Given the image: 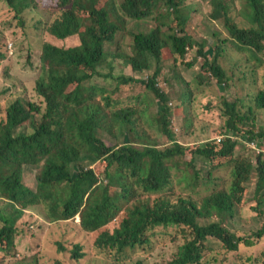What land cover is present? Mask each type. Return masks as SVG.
Wrapping results in <instances>:
<instances>
[{
	"label": "trees",
	"instance_id": "16d2710c",
	"mask_svg": "<svg viewBox=\"0 0 264 264\" xmlns=\"http://www.w3.org/2000/svg\"><path fill=\"white\" fill-rule=\"evenodd\" d=\"M209 1L210 19L223 21L229 34L219 40L213 58L206 54L207 42L197 41L186 28V0H56L57 15L48 32L58 40L76 37L78 45L66 48L46 42L35 87L41 103L15 92L7 98L9 103L0 116V199L11 208L0 213L5 222L0 228V252L17 256L18 221L27 210L37 207L54 224L79 217L77 227L94 235L93 246L118 261L127 257L128 250L149 246L152 232L159 227H173L175 242L183 241L173 264H217V254L204 261L213 250L210 240L218 241L228 253L239 252L242 245L253 248L264 240V221L260 229L244 236L225 224L228 216L232 220L238 209L250 203L264 217V127L258 124L264 111V90L246 101L227 95L223 139L187 145L173 129L177 112L170 106L172 96L159 86L165 55L184 61L190 50L198 48L197 58L204 59L198 83L216 79L229 89L231 76L221 63L227 53L225 46L237 44L239 50L256 58L264 51V0H246L249 28L235 21L232 0ZM4 2L21 20L26 11L38 6L34 0ZM130 19L154 20L159 25L134 35L133 54L121 62L130 67V76L121 77L115 89L91 88L96 76L106 81L111 78L112 74L100 70L107 59L105 48L127 30ZM6 46L10 53L5 45L0 46V62L11 54L13 43ZM197 61L185 65L191 68ZM153 71L150 78L143 79ZM181 94L186 109L191 104L188 92ZM156 131L171 145L161 148ZM102 132L118 141L126 133L128 141L110 146ZM242 138L251 142L249 146H259L256 164L248 157L235 158ZM200 159L208 162L211 170L234 163L231 188L194 196L216 185L212 177L200 182ZM85 161L92 165H83ZM27 167L41 170L35 188L25 181ZM178 173L183 176L174 181ZM254 178L251 191L249 184ZM178 182L186 185L185 192L161 194ZM214 217L220 220L211 221ZM58 245L61 254L71 251L75 261L85 257L80 243L72 249Z\"/></svg>",
	"mask_w": 264,
	"mask_h": 264
},
{
	"label": "rangeland",
	"instance_id": "374dc122",
	"mask_svg": "<svg viewBox=\"0 0 264 264\" xmlns=\"http://www.w3.org/2000/svg\"><path fill=\"white\" fill-rule=\"evenodd\" d=\"M38 5L26 11L22 20L17 19L15 13L9 9L4 0H0V46H4L10 53L7 46L13 43V49L8 58L0 62V116L5 110L8 97L15 92L22 94L25 98L41 103L40 98L35 92L36 80L41 72V55L43 45L46 42L53 43L60 47H73L78 45L76 37L67 40L53 38L48 27L57 15L54 10L56 0H34ZM232 16L240 27L249 28L250 8L246 0H232ZM184 7L189 12L186 28L188 32L199 41H206V54L214 57V52L220 39H226L229 34L223 21L212 22L210 13L212 6L209 0H186ZM158 22L154 20L136 21L129 20L127 30L119 33L112 44H107V59L101 67L104 74H112L108 81L105 78L95 77L90 83V87H107L115 89L121 77L131 75L130 67L121 63L133 54L134 35L138 32H149L158 27ZM184 28V27H183ZM221 34H219V33ZM218 33V36L217 34ZM12 46V44H11ZM227 53L221 59V63L231 76V87L224 88L216 79L210 80L206 84H199L198 77L204 64V59L198 57V48L190 50L184 61L180 58H170L165 55L163 60V70L159 78V86L164 88L172 97L170 106L177 112L174 116L173 129L179 136L182 143L187 145L203 144L211 139H223L224 131L227 126V118L224 117V100L227 95L232 99L247 100V97L255 96L264 90V51L252 56L246 50H239L237 44L229 43L225 46ZM152 64L156 67V60L150 56ZM198 59L195 66L189 68L185 63H190ZM112 64L113 70L110 69ZM153 72L146 73L143 79L151 77ZM186 81L188 86L185 85ZM88 85V84H87ZM89 86V85H88ZM140 92L143 87L138 86ZM188 92L187 97L191 102L186 109L181 104V92ZM250 95V96H248ZM250 100V98H249ZM173 111V115H174ZM258 124L264 127V111L259 114ZM157 136L160 147L170 146L168 138L159 131L154 133ZM145 134H142L144 136ZM101 137L110 146L123 144L128 141L127 134L122 135L118 141L115 136L107 132H102ZM179 140V141H180ZM141 143V142H139ZM251 142L245 138L235 152V158L248 157L256 164V155L261 153L259 146H249ZM141 144H139L140 146ZM82 164L91 166L92 161H85ZM198 171L200 172V182L203 184L210 177L216 178L213 186L205 188L202 194H194L197 198L205 197L214 190H228L232 186L234 163L222 166L217 170H211L208 162L204 159L198 160ZM41 170L27 167L24 178L31 187H36L37 176ZM183 176V173L175 175V180ZM218 184V185H217ZM256 178L249 184L251 191L254 190ZM184 183H175L168 187L163 196L177 195L185 192ZM161 194L152 195L157 198ZM174 195V196H175ZM253 196V193L250 195ZM7 202L0 199V213L11 211ZM254 203H250L243 209H238L235 218L232 220L227 217L226 226L233 232L244 236L247 233L261 228L264 217L253 209ZM219 217H214L211 221H219ZM211 221H204L206 224ZM79 217L70 223H50L43 214V209L27 210L18 221L19 232L17 234V256L0 252V264H173V259L178 251V246L183 241L175 242L176 230L171 228L159 227L152 233V243L145 248L128 250L127 257L123 261H118L113 256L97 250L92 243V234L83 233L79 227ZM5 222L0 218V228ZM62 243L64 247L72 249L77 243L84 247L85 257L80 261L71 258V251L60 253L58 245ZM208 244L212 251L204 258L206 261L211 256L218 255L217 264H264V240L257 243L255 247L248 248L242 245L239 252L228 253L222 250L221 245L216 240H210Z\"/></svg>",
	"mask_w": 264,
	"mask_h": 264
},
{
	"label": "built area",
	"instance_id": "2783aa9c",
	"mask_svg": "<svg viewBox=\"0 0 264 264\" xmlns=\"http://www.w3.org/2000/svg\"><path fill=\"white\" fill-rule=\"evenodd\" d=\"M222 139L219 138V141H221Z\"/></svg>",
	"mask_w": 264,
	"mask_h": 264
}]
</instances>
